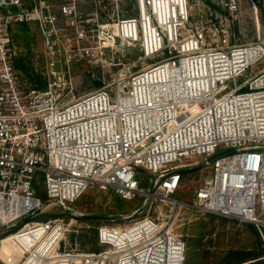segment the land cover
Segmentation results:
<instances>
[{
  "label": "built area",
  "instance_id": "2783aa9c",
  "mask_svg": "<svg viewBox=\"0 0 264 264\" xmlns=\"http://www.w3.org/2000/svg\"><path fill=\"white\" fill-rule=\"evenodd\" d=\"M44 2L0 0V14L9 8L0 21V225L32 218L44 205L38 189L64 204L91 188L111 187L126 199L152 196L264 226V67L256 70L264 41L234 43L218 26L194 28L190 0H136L138 14L119 18L110 36L123 47H139L144 59H159L69 96L71 72L58 68L54 47L61 28L55 15L45 14ZM227 4L239 8L238 0ZM14 7L21 21L41 20L51 77L45 88L20 78L11 38L1 34ZM63 9L77 38L88 37L76 4ZM109 45L105 40L98 48L105 52ZM90 52L78 47L77 58L68 59ZM204 167L209 174L192 202L172 196ZM144 171L150 187L141 185ZM144 208L130 222L99 226L95 251L62 248L64 218L28 220L15 231L33 236L23 264L32 252L35 264H185L184 236ZM56 225L61 231L45 254L36 251Z\"/></svg>",
  "mask_w": 264,
  "mask_h": 264
},
{
  "label": "rangeland",
  "instance_id": "374dc122",
  "mask_svg": "<svg viewBox=\"0 0 264 264\" xmlns=\"http://www.w3.org/2000/svg\"><path fill=\"white\" fill-rule=\"evenodd\" d=\"M227 1L190 0L193 27L207 29L218 26L221 34L229 33L234 43L264 41V0H238L239 8L236 11L230 10ZM73 4H76L82 15L79 17L81 24L89 33L84 39L77 38L75 28L70 25L73 17L63 9L65 5ZM43 5L45 14L55 15L61 28L59 43L54 47L59 59L58 68L71 72L74 86L67 93L69 96L101 87L111 82L116 75L138 71L143 65L157 61L160 57L144 59L139 47H123L119 44V39L117 43L110 36H116L118 29L114 24L119 18L138 14L136 0H46ZM8 10L9 8L3 7L1 22L8 19ZM13 11L16 13L10 20L9 29L1 32L3 36L11 38L13 64L27 85L38 83L41 88H45L51 77L47 73L49 50L42 33L41 20L21 21L16 16L19 7H14ZM100 24H104L103 27ZM105 40L110 45L102 52L98 45ZM78 47H89L91 52L80 60H69V56L77 58ZM263 67L264 61H261L256 70ZM61 79L64 81L63 75ZM208 174L209 168L204 167L188 175L180 190L172 196L192 202L197 187ZM139 179L142 186L150 187L145 171L139 175ZM37 194L44 205L32 218L24 219L16 227L4 228L0 225V264H23L28 252L33 249L31 234H26V230L15 233L28 220L64 218L68 229L62 248L95 251L99 249V226L130 222V215L142 206H145V212L169 220L174 225V231L184 236L188 244L185 264H264V226L261 225L215 213L203 214L196 207H173L168 201L152 196L126 199L111 187L91 188L74 202L64 204L48 200L39 189ZM60 231V225H56L34 250L44 255L46 245ZM33 254L32 252L28 257V264H35L38 259Z\"/></svg>",
  "mask_w": 264,
  "mask_h": 264
}]
</instances>
